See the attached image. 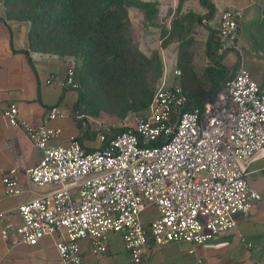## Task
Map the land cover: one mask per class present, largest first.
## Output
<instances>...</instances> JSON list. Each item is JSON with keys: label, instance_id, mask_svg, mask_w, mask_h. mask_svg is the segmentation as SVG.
<instances>
[{"label": "built area", "instance_id": "built-area-1", "mask_svg": "<svg viewBox=\"0 0 264 264\" xmlns=\"http://www.w3.org/2000/svg\"><path fill=\"white\" fill-rule=\"evenodd\" d=\"M238 11L219 14V52L235 48ZM163 73L147 110L132 126L86 151L74 135L63 145L50 142L60 135L48 122L61 117L51 107L42 123L32 127L9 104L2 116L21 127L40 153L27 169L35 197L17 206L13 225L0 213L2 240L36 245L56 235L54 248L63 264H81L79 242L88 239L91 255L102 257L108 234L121 235L132 264H141L147 237L156 246L202 244L235 227L234 216L246 214L261 200L247 179V167L264 155V84H256L244 67L211 101L185 109L186 95L178 82L181 71ZM68 67L64 85L75 88ZM10 197L23 193L17 170L2 177ZM156 213L147 224L146 209ZM5 219V220H4ZM198 264H206L197 259Z\"/></svg>", "mask_w": 264, "mask_h": 264}, {"label": "crops", "instance_id": "crops-1", "mask_svg": "<svg viewBox=\"0 0 264 264\" xmlns=\"http://www.w3.org/2000/svg\"><path fill=\"white\" fill-rule=\"evenodd\" d=\"M155 1L159 11L171 7L173 3V0ZM210 2L214 14L195 25L191 31L192 36L201 38L204 43L209 31L218 29L222 10L238 11L240 17L237 20L236 48L225 50L224 58L232 54L235 73L239 67H244L256 84L263 85L264 0ZM186 8H197L199 13H205L192 0L182 4L181 10ZM27 27V24L3 21L0 17V213L13 225L20 223L17 206L39 192L31 187L26 171L37 164L40 153L21 127L8 124L2 116L3 110L9 104H14L18 118L37 127L47 111L56 106L62 115L47 125L58 128L60 135L50 144L63 145L68 136L80 135L77 125L66 110V106L76 98L70 87L63 84L70 62L54 55L29 51ZM82 142L88 148L86 144H92L93 140L84 138ZM12 168L17 170V178L23 189L22 195L16 198L5 194L2 183L4 173ZM246 176L250 186L261 195V200L253 202L246 214L234 216L235 227L232 230L198 245L169 243L156 246L149 236L141 264H198L197 259L206 264H264V155L250 162ZM155 216L156 213L150 208L140 215L144 224ZM2 225L0 219V231ZM55 238L54 234L44 236L36 245L29 246L13 245L0 237V264H63L54 248ZM79 245L81 264H132L120 234H108L106 252L100 258L91 255L88 239L80 240Z\"/></svg>", "mask_w": 264, "mask_h": 264}, {"label": "trees", "instance_id": "trees-1", "mask_svg": "<svg viewBox=\"0 0 264 264\" xmlns=\"http://www.w3.org/2000/svg\"><path fill=\"white\" fill-rule=\"evenodd\" d=\"M177 1L169 24L159 18V5L154 0H0V17L28 25L29 51L70 62L75 83L70 90L76 98L66 108L80 131L76 138L83 144L84 138H95L87 117L105 114L122 119L130 112L144 113L163 75L159 51L144 53L134 38L131 9L140 15L144 27L158 30L163 48L177 44L175 66L181 76L172 82H178L186 95L185 109L211 101L234 76V69L220 63L225 52L218 53V29L209 31L202 48L196 46L191 34L195 25L214 14L210 0H197L204 14L181 10L186 0ZM195 54L207 59L200 74ZM109 127L112 135L125 130ZM100 132L105 141L112 136L104 129Z\"/></svg>", "mask_w": 264, "mask_h": 264}, {"label": "rangeland", "instance_id": "rangeland-1", "mask_svg": "<svg viewBox=\"0 0 264 264\" xmlns=\"http://www.w3.org/2000/svg\"><path fill=\"white\" fill-rule=\"evenodd\" d=\"M192 1H195V3L198 5L197 0H192ZM177 3H178L177 0H173V3L170 5L171 7L168 6L167 9H165V10L163 9L159 12V18L161 20H165V22H167V24H169V22L172 18V15L176 11L175 8L177 6ZM188 9H192V8H186L185 10H188ZM195 10H197V8ZM1 11L2 10H1V4H0V13H1ZM130 16H131V20H132V24H133V35H134L135 40L138 41L141 50L144 53L148 54L152 50L157 49L159 51L161 59H162L163 73H166L168 75H172L171 74L172 71L174 69H177L175 66L177 44L172 43L169 46H167L166 48H163L161 46V39L159 37V34H158L159 32L157 29L151 28V27H147V28L144 27V25L141 21V18L138 16V13L133 9L130 10ZM194 39L197 43L196 46H198L199 48H202V46L204 45L203 41L201 42L202 39L201 38H194ZM235 48H236V46H235ZM223 52H225V50L221 51V52L218 51L219 54H221ZM232 60H234V57H232V54L229 53L226 58H224V57L220 58V63H222L224 66H226L230 69H233L234 68V61H232ZM194 62L198 68L197 72L200 74L202 71V68L207 65V59L203 56H199L198 54H195ZM71 89H73V88H71ZM73 90H70L71 93H74V95H76ZM66 110H67L68 116H70L67 108H66ZM133 114H141V113L130 112L122 119H117L116 117H109L105 114H101L97 118L87 117L88 118L87 122L90 125L91 133L95 132V138L93 139V142H91L92 144H90V143L86 144L87 147L90 149H95V148L100 146V143H98L96 141L97 140L96 134L98 135V132H100L101 129L102 130L104 129V131L109 132V133H106L107 135H112L110 127H109L110 125L112 127H114V126L115 127H124V125L132 126L134 123L133 118L141 117V116H136ZM78 118H81V116H78ZM101 133L102 132H100L99 134H101Z\"/></svg>", "mask_w": 264, "mask_h": 264}]
</instances>
